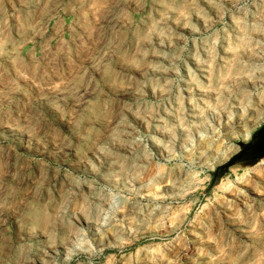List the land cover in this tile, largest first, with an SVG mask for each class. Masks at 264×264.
I'll list each match as a JSON object with an SVG mask.
<instances>
[{"label": "rangeland", "instance_id": "rangeland-1", "mask_svg": "<svg viewBox=\"0 0 264 264\" xmlns=\"http://www.w3.org/2000/svg\"><path fill=\"white\" fill-rule=\"evenodd\" d=\"M0 264H264V0H0Z\"/></svg>", "mask_w": 264, "mask_h": 264}]
</instances>
